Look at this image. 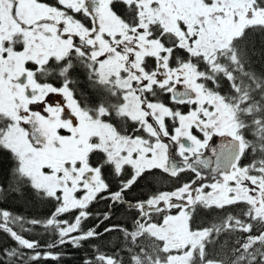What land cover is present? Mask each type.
I'll use <instances>...</instances> for the list:
<instances>
[{
  "label": "snow or ice",
  "instance_id": "1",
  "mask_svg": "<svg viewBox=\"0 0 264 264\" xmlns=\"http://www.w3.org/2000/svg\"><path fill=\"white\" fill-rule=\"evenodd\" d=\"M86 244L264 264V0H0V264Z\"/></svg>",
  "mask_w": 264,
  "mask_h": 264
},
{
  "label": "trees",
  "instance_id": "2",
  "mask_svg": "<svg viewBox=\"0 0 264 264\" xmlns=\"http://www.w3.org/2000/svg\"><path fill=\"white\" fill-rule=\"evenodd\" d=\"M166 185H168L166 182H162V183L155 184L153 187L159 188L161 190H167V189H162ZM141 194L148 195L149 193L146 188H142L139 190V192L136 193V195H141ZM2 206L5 208H8L14 213H20V214H23L29 217L38 216V215L43 214L45 211H47V209L42 206L22 205L15 201H9L8 203L3 204ZM105 208H106V205L103 201L97 204H94L91 209L94 215L88 221L85 222V227L88 228V227L94 226L97 223L95 214L104 212ZM98 230L102 231L103 225H101L100 229ZM114 235L115 234H113V236H109L107 240L96 241L95 243L100 244L102 250L106 248H110L111 245L108 243V240L113 239ZM29 238H33V237L30 236ZM35 238L40 239L42 244L47 239V237L41 239L40 236L38 235ZM54 251H61V249H55ZM92 254H93V249L90 244H86L84 247L80 249H75V248H72L71 245H66L62 249V255H61L59 264H82V261L86 258H90ZM48 264H56V262L48 261Z\"/></svg>",
  "mask_w": 264,
  "mask_h": 264
},
{
  "label": "flooded vegetation",
  "instance_id": "3",
  "mask_svg": "<svg viewBox=\"0 0 264 264\" xmlns=\"http://www.w3.org/2000/svg\"><path fill=\"white\" fill-rule=\"evenodd\" d=\"M49 102L51 104H56V103H63L64 101H63L62 97H57L55 94H52L51 97L49 98ZM177 159H178V157H177ZM193 177H194V174H192L190 172H186V173L183 174V179L184 180H188V179H191ZM209 179H210V177H207L205 182H208ZM170 187H171V185L168 184L165 187H163L162 189H168Z\"/></svg>",
  "mask_w": 264,
  "mask_h": 264
},
{
  "label": "rangeland",
  "instance_id": "4",
  "mask_svg": "<svg viewBox=\"0 0 264 264\" xmlns=\"http://www.w3.org/2000/svg\"><path fill=\"white\" fill-rule=\"evenodd\" d=\"M179 159V158H178Z\"/></svg>",
  "mask_w": 264,
  "mask_h": 264
}]
</instances>
